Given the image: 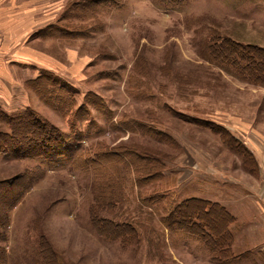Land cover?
I'll use <instances>...</instances> for the list:
<instances>
[{
    "label": "rangeland",
    "instance_id": "1",
    "mask_svg": "<svg viewBox=\"0 0 264 264\" xmlns=\"http://www.w3.org/2000/svg\"><path fill=\"white\" fill-rule=\"evenodd\" d=\"M226 37L264 48V0H0V264H222L165 224L192 198L228 213L230 264H264V84L203 57ZM25 114L71 157L36 158Z\"/></svg>",
    "mask_w": 264,
    "mask_h": 264
},
{
    "label": "trees",
    "instance_id": "2",
    "mask_svg": "<svg viewBox=\"0 0 264 264\" xmlns=\"http://www.w3.org/2000/svg\"><path fill=\"white\" fill-rule=\"evenodd\" d=\"M162 1L177 6L185 3L187 0ZM203 57H207L212 61L223 62L225 65L235 68V72L249 80V82L253 81L256 84H264V48L260 46L252 44L244 45L229 37L219 40L212 39L211 45L205 47ZM26 117L27 115L25 114L11 119L14 122L16 120H24ZM27 118L33 120V125L41 128L40 137L42 139L52 141H50L53 146L51 151L48 150V152L37 155L36 158L52 164L71 157L67 151L64 137L58 131L45 124L41 119L35 118V116ZM203 124L213 130H220L219 127L210 123ZM52 139L56 142H53ZM49 152H51L50 155H48ZM24 153H26V156H29L28 152ZM137 166V171L140 173L146 171L143 169L145 165ZM141 166L143 167L141 168ZM122 196L105 197L103 199L104 210H110L106 206H115L116 203L120 202ZM213 214H218L219 216L218 220L214 219L215 223L211 219ZM164 219L166 226L170 227L172 231L199 237L201 242L210 250L208 252L215 256L217 262L222 264L231 263L232 251H230L228 245L230 237L226 225L229 222V215L219 204L198 198L188 199L179 204L172 213H168ZM92 224L98 233L99 230L103 231L106 229L112 231L116 238H126L128 236L127 234H131L132 232L134 235L131 236L136 238L135 229L131 225L123 222H115L113 219L109 221L105 219L99 220L96 208L92 209ZM119 230H121V233H119ZM124 240L127 241V239Z\"/></svg>",
    "mask_w": 264,
    "mask_h": 264
}]
</instances>
